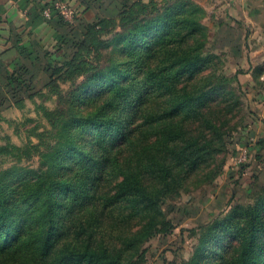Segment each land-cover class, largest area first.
I'll use <instances>...</instances> for the list:
<instances>
[{"label": "trees", "instance_id": "trees-1", "mask_svg": "<svg viewBox=\"0 0 264 264\" xmlns=\"http://www.w3.org/2000/svg\"><path fill=\"white\" fill-rule=\"evenodd\" d=\"M204 17L191 0H133L118 22L89 25L52 78L109 29H121L111 41L122 63L113 74L109 65L86 70L47 167L0 170V264H141L143 244L167 227L164 201L223 173L239 103L205 55ZM12 81L24 86L20 75ZM201 243L193 264H264V190L206 227Z\"/></svg>", "mask_w": 264, "mask_h": 264}, {"label": "rangeland", "instance_id": "rangeland-1", "mask_svg": "<svg viewBox=\"0 0 264 264\" xmlns=\"http://www.w3.org/2000/svg\"><path fill=\"white\" fill-rule=\"evenodd\" d=\"M191 1L205 11V55L216 57L215 78L228 93L233 91L239 103L233 115L238 125L226 138L229 152L223 173L210 185L183 190L164 201L167 227L159 226L160 232L143 244L146 260L141 264H193L196 256L205 255L201 243L205 228L223 219L231 208L254 203L264 190V0ZM107 31L101 35L99 46L84 54V60L82 57L73 68L52 79L53 85L45 94H35L21 110L10 107L0 114V146L6 148L0 153V170L47 167L49 162L42 159L43 155L56 146L57 130L67 118L77 87L88 77L86 70L109 65L113 74V68L122 63L120 51L111 41L121 29ZM209 75L207 71L200 83L206 85ZM79 98L77 94L76 100ZM127 114L123 108L120 121ZM52 121L58 123L56 127ZM83 133L75 136L82 141L90 137ZM244 148L248 150L247 160L237 164Z\"/></svg>", "mask_w": 264, "mask_h": 264}, {"label": "crops", "instance_id": "crops-1", "mask_svg": "<svg viewBox=\"0 0 264 264\" xmlns=\"http://www.w3.org/2000/svg\"><path fill=\"white\" fill-rule=\"evenodd\" d=\"M52 1L0 0V114L10 107L21 110L35 94H45L53 69L74 55L89 25L100 18L118 22L122 9L133 3L65 0L80 13L71 26L60 18L42 16L43 8ZM14 74L21 76L24 86L17 88Z\"/></svg>", "mask_w": 264, "mask_h": 264}, {"label": "built area", "instance_id": "built-area-1", "mask_svg": "<svg viewBox=\"0 0 264 264\" xmlns=\"http://www.w3.org/2000/svg\"><path fill=\"white\" fill-rule=\"evenodd\" d=\"M42 16L46 20H52L53 18H60L66 24L73 26L79 17L78 11H76L65 0H53L50 4L45 6L42 10ZM248 150L244 148L239 156L236 158V163L240 164L247 160Z\"/></svg>", "mask_w": 264, "mask_h": 264}]
</instances>
